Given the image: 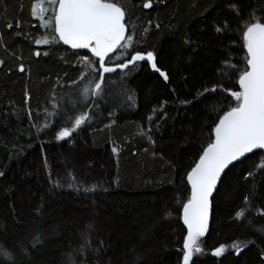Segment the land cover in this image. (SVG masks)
<instances>
[{
  "label": "trees",
  "instance_id": "obj_1",
  "mask_svg": "<svg viewBox=\"0 0 264 264\" xmlns=\"http://www.w3.org/2000/svg\"><path fill=\"white\" fill-rule=\"evenodd\" d=\"M38 2L0 0V247L14 252L17 264H60L88 233L90 246L73 264H181L186 174L218 116L235 103L219 89L206 99L198 94L215 85L239 90V73L230 70L235 74L229 78L220 70L225 61L244 68L242 21L253 12L264 16V0H114L126 12L133 49L153 52L169 80L147 62L130 66L126 77L112 74L107 102L95 107L90 101L91 119L66 141H57L56 133L59 125L71 126L65 112L81 99L73 82L87 71L77 53L91 54L62 43L37 46L45 34L31 16ZM145 2L152 7L145 9ZM225 22L230 31L217 33ZM53 112L59 113L55 119ZM46 118L52 127L38 136ZM259 159L251 154L223 174L194 264H264V234L248 224L264 226L258 214L264 211V175L248 176ZM246 196L250 210L242 222L234 217L249 207ZM251 240L236 253L235 242ZM220 246L226 251L213 257Z\"/></svg>",
  "mask_w": 264,
  "mask_h": 264
},
{
  "label": "snow or ice",
  "instance_id": "obj_2",
  "mask_svg": "<svg viewBox=\"0 0 264 264\" xmlns=\"http://www.w3.org/2000/svg\"><path fill=\"white\" fill-rule=\"evenodd\" d=\"M143 7L151 8L152 4L145 2ZM230 7L236 11L237 16L240 15L235 5ZM49 11H51L50 16L47 15ZM31 16L45 29L43 37L35 40L37 46L62 43L73 50L84 49L91 54L88 57L86 53H77L87 66V71H82L79 80L73 82L78 87L81 99L73 105V112H65L64 118L71 126L59 125L55 137L57 141L72 138L73 134L91 119L90 101L95 107L100 106L101 100L107 102L110 95L109 81L114 79L112 74L126 77L130 72V66L135 68L139 62H147L152 71L159 73L166 83L169 80L167 73L157 66L153 52L141 53L133 49L134 37L126 34V12L114 0L113 2L39 0L38 3L33 4ZM242 25L243 47L246 50L245 66L239 69L230 61H225L224 67L220 70L228 74L229 78L235 74L230 70L235 69V72L239 73L236 80L239 90H228L222 85H215L212 88L205 87L198 94V97L206 99L209 93L215 94L219 89L221 92L226 91L235 103H230L228 110L218 116V123L211 130L209 142L203 147L198 160L186 174L190 193L186 202H181V220L187 230L181 249L182 264H194L193 257L203 252L201 238L209 231L210 198L225 170L229 169V166L235 167L234 162L241 161V158H248L247 154H253L260 159L256 164L257 171H249L248 176H254L257 172L264 175V16H258L253 12L250 19L242 21ZM6 26L11 29L14 25L8 23ZM15 27H21L19 20ZM49 31H54L51 38L48 35ZM215 31L221 33L230 31V28L225 22L223 28L217 25ZM40 54V52L35 53L36 56ZM19 71L22 73L25 71L23 65L19 67ZM128 99L131 100L132 96L128 95ZM181 103L188 104L191 101L183 100ZM50 115L55 119L59 113L53 112ZM148 119L152 123L153 117L149 116ZM33 127L36 125L33 124ZM50 127L52 124L46 118L43 125L37 128V135L44 134ZM151 131L152 129L149 128L148 133ZM140 134L146 135L143 131ZM147 138L154 144L151 135ZM113 152H117L115 147ZM3 176L4 172H0V177ZM247 178L246 176L245 179ZM85 191L94 192L95 188ZM245 205L249 207L238 210L234 217L236 220L243 222L246 219V214L250 210L247 196ZM258 214L264 216V211ZM248 224L255 231L264 234V226L256 227L255 221L250 219ZM254 242V240L235 242L233 248L239 254L248 247L249 243ZM38 243L40 241L37 238L31 247L35 248ZM83 251L82 246V254ZM225 251V246H220L212 251L211 255L220 257ZM21 252L24 256H30L27 248H21ZM0 264H17L15 253L7 247H0Z\"/></svg>",
  "mask_w": 264,
  "mask_h": 264
},
{
  "label": "rangeland",
  "instance_id": "obj_3",
  "mask_svg": "<svg viewBox=\"0 0 264 264\" xmlns=\"http://www.w3.org/2000/svg\"><path fill=\"white\" fill-rule=\"evenodd\" d=\"M85 229H86L85 232H89L88 228H85ZM89 239H90V237H89L88 233L83 234L81 236L80 246L76 250L72 251L70 255H64L62 258H60V261H61L60 264H73L75 257L80 255L82 246H83L84 250H85V248H87L89 246L88 245Z\"/></svg>",
  "mask_w": 264,
  "mask_h": 264
},
{
  "label": "water",
  "instance_id": "obj_4",
  "mask_svg": "<svg viewBox=\"0 0 264 264\" xmlns=\"http://www.w3.org/2000/svg\"><path fill=\"white\" fill-rule=\"evenodd\" d=\"M257 151H260V150H257ZM248 156H250L251 154H247ZM245 158H241V161L242 160H244ZM238 162H240V161H237V162H234L235 164L236 163H238ZM231 166H229V168H230ZM228 169H226L225 170V172L227 171ZM223 176V175H222ZM220 182V181H219ZM219 182H218V184H219ZM186 183H187V181H186ZM217 187H218V185H217ZM215 192V191H214ZM214 194V193H213ZM212 198V197H211ZM211 198H210V200H211ZM181 215H182V211H181ZM210 219H211V208H210V216H209V226H210ZM182 221V220H181ZM182 225H183V223H182ZM183 227H184V225H183ZM184 229H185V232H187V230H186V228L184 227ZM186 235V234H185ZM182 264V263H181Z\"/></svg>",
  "mask_w": 264,
  "mask_h": 264
}]
</instances>
